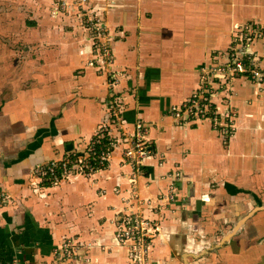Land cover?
<instances>
[{"label": "crops", "instance_id": "crops-1", "mask_svg": "<svg viewBox=\"0 0 264 264\" xmlns=\"http://www.w3.org/2000/svg\"><path fill=\"white\" fill-rule=\"evenodd\" d=\"M35 1L38 9L27 13L42 15L45 1ZM95 1L113 73L99 69L75 17L87 9L78 5L52 21L57 34L53 25L44 33L35 28L36 43L53 45L44 60L53 69L39 62L34 81L22 83L16 73L0 88V191L11 197L0 207V264H55L54 248L69 238L86 258L62 264H134L114 236L126 208L159 228L150 264H264V83L209 71L244 46L242 27L264 26V0H110V11L109 0ZM249 50L264 55V39ZM0 66L21 70L6 58ZM203 84L214 109L236 115L232 124L164 117ZM113 100L123 131L101 166L95 148ZM138 120L150 126L153 152L135 187L123 176V153ZM64 158L77 161L68 177L29 186L36 166ZM171 184L174 203L165 200ZM136 188L143 205L133 198ZM148 200H159L160 211Z\"/></svg>", "mask_w": 264, "mask_h": 264}, {"label": "built area", "instance_id": "built-area-1", "mask_svg": "<svg viewBox=\"0 0 264 264\" xmlns=\"http://www.w3.org/2000/svg\"><path fill=\"white\" fill-rule=\"evenodd\" d=\"M108 11L115 9V3L112 1L106 2ZM76 5H80L79 3ZM99 17L100 31L98 32L101 39L104 40L107 26L101 21ZM241 37L244 41V46L239 50L229 54L226 61L219 65L210 68L212 76L216 72H223V74H249L254 81L264 83V60L263 65L257 63L256 53H252L249 48L253 41H259L264 39V26L259 23H248L242 27ZM248 39V42L246 41ZM105 42V41H104ZM104 50V47H103ZM110 56V54H108ZM263 57L264 55H258ZM108 62L109 66H112V58H108L105 63ZM105 66V65H104ZM110 69L105 66L104 71L110 75ZM233 75V74H232ZM212 92L208 85L204 84L191 99L181 105H173L164 114L165 118H169L174 122L180 124H189L194 120H208L215 127L220 125L223 121H231L236 115H233L230 110L220 113L213 108L214 101L212 100ZM118 100L110 102L109 106V124H105L102 131L110 135V146L115 144L116 138L122 135V125L119 119L120 111L116 108L119 106ZM233 116V117H232ZM115 119L114 121H111ZM233 130V128H231ZM150 126L142 120H138L136 123V131L132 135H126L124 156L126 158V167L123 172V176L131 181L133 186H137L139 179L143 178L144 167L143 160L152 154L153 149L149 140ZM101 138V137H99ZM98 141V139H97ZM97 144V142H95ZM97 152V145L95 148ZM113 154L107 151H101L99 154V164L102 166L112 158ZM47 163V164H46ZM43 163L34 172L33 184L38 186L42 184L46 179H57L61 174L62 177H68L72 170V167L77 161L71 158H64L58 160H50ZM91 170V169H90ZM176 175L180 176L181 173L177 172ZM48 179V180H49ZM133 198L137 200V204H145L140 199L139 192L136 189L133 191ZM11 197L8 193L0 191V207L7 205ZM177 190L175 185L171 184L168 187L165 200L171 203L176 202ZM147 205L150 206L154 213L160 211L159 200H148ZM159 231L158 227L152 226L148 218H146L140 211L132 212L128 208L125 209L119 222H117L114 236L118 244L127 246L129 248V256L133 260L134 264H150L149 252L153 245L154 239ZM80 243L73 238L62 242V244L53 250V258L55 264H62V261H68L76 258H86L85 256L78 254Z\"/></svg>", "mask_w": 264, "mask_h": 264}, {"label": "rangeland", "instance_id": "rangeland-1", "mask_svg": "<svg viewBox=\"0 0 264 264\" xmlns=\"http://www.w3.org/2000/svg\"><path fill=\"white\" fill-rule=\"evenodd\" d=\"M39 1L40 0L37 2L38 4ZM44 1V9L46 12L42 15H34L33 13L30 14L29 11L27 13V10L35 11L38 9L35 0H0V59L6 58L10 63H17V68H21V70H17L14 67H4L0 71V88H7L9 83L7 79L16 73H23L24 79L22 83L34 81L35 65L39 62L45 63L44 60L50 55L53 46L47 42L45 46L40 40L39 43H36L38 40L36 36H34V33H36L35 28L42 30L41 32L44 33V30H51L50 26L52 27L53 25V32H55L57 27L60 28V25L56 27L54 24L58 21L60 23L61 21L58 15L64 18V16L74 13L72 12V8L78 6L76 5L78 3L80 6H85L87 9L86 12H81V14L75 16H80L79 24H84L85 26L83 29L85 33L84 39H87L86 41L89 43L90 47H93V50H95V58H97L96 62H98L99 69L104 71L106 66L110 69L109 71L113 73L112 70L115 68L116 60H114L115 56L113 50H111V44L101 39L102 37L98 33L100 31V26L97 25V23L99 22L100 16L97 8L96 11H94V6L97 2L95 0H48L49 5H47V0ZM52 21L54 23H52ZM31 22L35 23L29 24ZM89 26L91 27L90 30ZM57 33L58 30L55 34ZM24 36L25 38H22ZM246 41L248 42V39H246ZM89 53L91 56L92 53ZM108 54H110V56H108ZM108 58H112V66H109L108 62L105 63ZM256 58L259 59L257 63L263 65L264 58L258 57L257 55ZM47 63L49 66L44 69V71L49 69L52 70V61L49 59L45 64ZM112 75L114 76V74ZM108 106H110V102ZM39 166L40 165L36 166L32 172H30L32 174H29L28 183L30 187H37L33 184V174Z\"/></svg>", "mask_w": 264, "mask_h": 264}, {"label": "trees", "instance_id": "trees-1", "mask_svg": "<svg viewBox=\"0 0 264 264\" xmlns=\"http://www.w3.org/2000/svg\"><path fill=\"white\" fill-rule=\"evenodd\" d=\"M104 137L98 138L97 152L101 153V151H107L113 154V147L110 146L108 133L103 134Z\"/></svg>", "mask_w": 264, "mask_h": 264}, {"label": "water", "instance_id": "water-1", "mask_svg": "<svg viewBox=\"0 0 264 264\" xmlns=\"http://www.w3.org/2000/svg\"><path fill=\"white\" fill-rule=\"evenodd\" d=\"M241 223H242V221L240 223H238V225L234 228V230H232L231 233L227 234L225 238L228 239L230 236L235 235L239 231Z\"/></svg>", "mask_w": 264, "mask_h": 264}]
</instances>
